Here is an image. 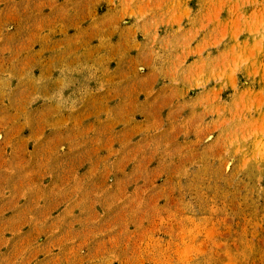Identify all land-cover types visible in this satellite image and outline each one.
<instances>
[{"label":"rangeland","instance_id":"obj_1","mask_svg":"<svg viewBox=\"0 0 264 264\" xmlns=\"http://www.w3.org/2000/svg\"><path fill=\"white\" fill-rule=\"evenodd\" d=\"M0 264H264V0H0Z\"/></svg>","mask_w":264,"mask_h":264}]
</instances>
